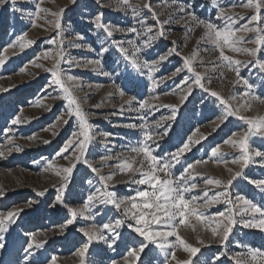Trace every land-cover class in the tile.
Masks as SVG:
<instances>
[{
	"label": "rangeland",
	"instance_id": "rangeland-1",
	"mask_svg": "<svg viewBox=\"0 0 264 264\" xmlns=\"http://www.w3.org/2000/svg\"><path fill=\"white\" fill-rule=\"evenodd\" d=\"M248 2L249 0H129V3L142 13L141 17L134 19L131 9H122L119 0H77L74 5L70 0H31L30 4L16 0L15 6H23L25 13L34 12L36 4L48 10L38 13L34 24L29 19L22 18L20 13H13L11 2L0 7V58L6 61L0 66V152L4 153L0 155V191L5 193L0 197V216L18 208L24 210L16 222L9 225L6 234L8 247L0 250V264H81L79 253L89 241L80 230H87L93 226L100 227L103 223L123 218V206L117 210L113 205H98L93 210L94 218L77 216L73 224L67 225L62 231V226L72 218L68 209L81 208L86 197L102 187L99 178L83 163H77L74 169V175L70 180L74 195L65 201L67 207L63 205L53 207L62 181L57 172L74 163L77 154L69 150L63 156L57 157L56 153L79 126L78 117L74 114L67 115L69 101L57 98L63 97V90L51 83L53 77L49 70L56 63V50L60 46V38H57V45L49 43L57 33L54 27L57 17L53 13L64 9L60 17L63 47L67 48L74 60L98 58L87 49L69 47L80 34L84 36V40L76 42L91 44L97 51L105 40H108L105 46L110 45L111 39L125 41L124 47L129 48L131 55L132 50L127 41L136 39L135 34L114 32L112 38H107L103 29L97 30L94 24L90 23L97 14L102 13V23L108 26L127 29L135 23L140 31H143V27H152V34L159 30L164 31V37L153 41L152 47L145 50L146 58L150 61L157 60L173 47L179 54L169 56L158 66V71L154 73L155 79L157 81L161 77L166 79L158 83L154 89L146 77L139 78L131 85L127 84L123 78L127 73L122 63L117 67L115 51L111 63L116 72L112 77H104L91 68H68L63 60L61 67L68 75L79 78L78 87L71 84L68 86L92 125V135L95 139L86 153L87 160L100 170L101 175L106 177L112 175V180L108 182L109 191H114L118 198H126L134 196L137 190L146 187L132 183L129 174L121 173L116 167L120 162L116 157L120 154L128 157L134 155L127 150L137 146V142L142 139V131L139 128L124 126L129 123L138 125L142 123L139 119L140 114L130 110L125 104L131 95L137 98L133 101L132 108L138 107L141 100L158 106L156 111L148 115L151 124L161 117L171 115V108L167 106H177V120L169 134L157 142L158 149L155 144L151 146L155 150L153 154L163 156L164 153L174 152L181 147L188 137L199 141L181 158V163L173 168L174 176H179L187 164L194 165L190 172L193 175L192 182L198 187L191 195L199 197L205 189L209 190V195H214L215 191H222V188L206 185L205 179L226 181L239 170V165L232 163L241 154L239 147L225 144L224 141L229 139L238 141L240 135L247 130V122L241 120L240 116L249 118L264 116V72L259 69L255 59L246 53L225 49V55L241 61L240 80L237 82L236 72L225 66L226 62L219 61V50H215V46L206 41L204 25L188 17L187 12H194L200 20L222 26L223 21L217 17L223 11L236 20L235 27H240L248 23L254 12L252 8L244 7ZM146 3L151 5V10L143 7ZM178 7L186 8L187 12H178L176 10ZM152 12L157 14L160 21L169 20L170 17L171 20L168 24H157ZM261 15H264V9L261 10ZM138 19L145 20L144 26L136 22ZM22 33H27V38L33 43L23 50L18 44L9 48L8 45ZM238 35L245 37L241 47H255L251 43L255 38L254 33L241 32ZM142 39L147 37L138 40V45ZM206 48L208 51H204ZM46 51L49 52L47 58L37 59ZM193 53L197 56L193 66L197 72L202 73L205 87L217 91L230 105V111L238 110L236 115L222 120L225 105L199 88H196L183 104L180 103L181 96L187 89H177V85L185 76L191 74L187 70L175 76L172 73L176 68L183 67L184 57H190ZM256 59L264 62V49L258 52ZM117 76L121 78L117 79ZM245 79L253 85L251 90L243 84L242 81ZM117 88H122L126 94L120 96ZM72 107L75 108V105ZM122 107L123 115L120 114ZM17 117L21 122L13 125L12 121ZM64 120L68 123H63ZM162 130V127L156 129L158 132ZM53 132L56 135H53ZM105 132L111 134L107 140L102 135ZM233 133H236V136H233ZM201 135L205 137L204 140H200ZM9 140L12 143H8ZM217 146L223 153V160L226 163L218 162L212 156L211 149ZM250 146L252 150L264 151V138L253 136ZM9 148L12 151L9 152ZM104 156H112L113 159L102 162L101 157ZM141 158L137 157L134 166H140ZM259 159L255 158L256 162L244 170L251 180L264 179V166H261ZM197 160L206 162L196 164ZM160 175L163 177V173ZM139 178L137 174L135 179ZM234 185L235 187L231 188L233 195H245L254 202L264 203V193L247 180L238 178ZM41 191H45L43 197L37 195ZM186 198L190 197L186 195ZM202 203L203 200H197V204ZM29 204L32 207H28ZM226 207H228L226 204H217L211 207L207 214L224 211ZM212 226L214 225L204 224L195 217H189L184 225H179L176 229L187 244L201 249L198 259L193 257L196 264H213V258L221 253L227 255L221 257L219 264H234L232 254L242 251L238 244L264 251V231L237 226L225 247L212 237L210 231ZM118 231L121 233V239L113 249L108 248L102 241L90 242L85 264H137L135 259L128 258V252L132 247L138 246L134 241L143 238L127 225ZM33 233L37 242L45 243L42 248H33L32 252L26 255L28 234ZM201 240L205 242L203 245L199 243ZM168 241L177 245L174 249L175 260L171 259L173 249L169 248L168 264H181L188 260L189 253L175 236L168 237ZM148 258L151 264H165V253L155 245L150 246ZM260 264H264V260H261Z\"/></svg>",
	"mask_w": 264,
	"mask_h": 264
},
{
	"label": "snow or ice",
	"instance_id": "snow-or-ice-1",
	"mask_svg": "<svg viewBox=\"0 0 264 264\" xmlns=\"http://www.w3.org/2000/svg\"><path fill=\"white\" fill-rule=\"evenodd\" d=\"M13 5L11 11L13 13H20L22 18L29 19L33 24L35 23V16L40 12H47V9L41 8L39 4L35 5V11H28L25 13L23 6L16 7V0H0V7L9 4ZM77 0H70L71 4H76ZM24 4H30L31 0H23ZM119 4L122 9H131L132 16L134 19L141 17V11L133 7L129 0H119ZM145 9L151 10V5L146 3L143 5ZM244 7L252 8L254 10L251 18L247 24H243L240 27H235L236 20L232 16L226 15L223 11L220 12L217 19L223 21L222 26H218L210 21L200 20L195 16L194 12H187L184 7H178L176 10L181 13L187 12L188 17L192 20L197 21L199 24L204 25L206 32V41L215 46V50H219V61L225 63L227 67H230L236 72L237 82L240 80L239 65L241 61L233 60L230 56L225 55V49H229L232 52H243L255 59L259 69L264 72V62L256 59L258 52L264 49V15H261V10L264 9V0H249L248 4ZM64 9H61L58 13H53L57 17L54 27L57 29L56 37H54L50 44L57 45L59 39V47L56 50V63L53 68L49 71L53 77L52 84L58 85L63 90V97L69 101L68 116L73 114L78 117L79 126L78 130L72 133V137L66 142V144L60 148L59 152L56 153L57 157L63 156L69 150L77 153L75 156V162L69 167L63 168L60 172H57L58 176L62 177L61 184L59 185V191L57 193L56 205H63L67 207L65 201L74 195L70 180L74 175V169L77 163H83L99 178V182L102 185L101 188H97L92 194H89L83 202L81 208H69L68 211L72 218L67 220V224L62 226L66 228L67 225H71L77 216H86L89 219L94 218L93 210L99 206L113 205L117 210L123 206V218L115 219L114 221L103 223L100 227L93 226L90 229H81L80 231L88 238L89 243H85L83 249L79 255L81 257V264H85L86 253L89 250V244L92 241H102L108 248L113 249L118 241L121 239V233L118 231L122 226L127 225L134 233L142 237V240L134 241L135 245L128 252V258L135 259L137 264H151L149 257V248L151 245H155L161 251L165 253V264H168L169 248L173 249L171 259L175 260L174 249L176 248L175 243H170L168 237L175 236L176 240L180 245L183 246L184 250L189 253L188 260L181 262V264H196L195 257L198 259V254L201 249L199 247L187 244L181 236L177 233L176 229L179 225H184L186 219L189 217H195L197 221L204 224L214 225L210 227L212 237L215 238L219 244L227 247V242L231 239L237 226H242L246 229H259L264 231V203L254 202L253 199L246 198L245 195L236 194L233 195L231 188L235 187L234 181L237 179L247 180L250 184L254 185L256 189L264 193V179L251 180L245 173V168L250 164L255 163V158H260L259 162L261 166H264V151L252 150L250 146V140L253 136H260L264 138V116L258 118H249L246 116H240L241 120L247 122V130L240 135L239 140H225V144H231L233 147H239L241 154L232 161L234 164L239 165V170L234 172L230 178L226 181L221 179H205L206 185H212L213 188H222V191H215L214 195H209V190L205 189L202 196L191 195L192 191L198 186L193 181V175L190 172L194 165L192 163L187 164L184 167L183 172L179 176H174L173 168L176 164L181 163V158L188 152H190L194 144L199 141H194L192 137H188L181 147L177 148L174 152L164 153L163 156L153 154L155 151L152 144L159 148L158 141H161L165 136L169 134V130L177 120V106H167L171 108V115L168 117H161L160 120L154 124L149 123L148 115L152 111H156V105L148 103L147 101H139L138 107L132 108L133 101L137 98L135 96H128L125 104L129 106V109L139 113V119L142 121L141 124L129 123L124 125L125 127L136 129L139 128L142 131V139L137 142V146H133L127 151L134 155L123 156L120 154L116 157L119 159V163L116 165L121 173L129 174V179L132 183L146 186L135 192L134 196L126 198H118L114 191H109V181L112 180V175L107 177L101 175L100 170L94 167L88 162L86 153L89 151L91 143L95 137L92 135V125L89 123L87 116L81 110L77 99L72 95L69 84L73 87L80 85L79 78L68 75L66 70L61 67V62L67 65L68 68L72 67H83L91 68L94 72H98L104 77H112L116 72V68L112 67L111 58L113 52L117 53V67L119 64H123L126 75L123 77L127 84L131 85L141 77H146L151 82V88L154 89L158 83H162L165 77H161L157 81L154 77V73L158 71V66L165 62L169 56L173 54H179L175 47L171 48L168 53L160 55L157 60H149L146 58V51L152 47L153 41L158 38L164 37V31L159 30L153 33L152 27H143V31L138 30L136 24L124 29L117 26H108L102 23V13L97 14L93 23L97 30L103 29L107 38H112L114 32H121L127 35L128 33H134L136 39L128 40L127 44L131 48V55L129 54V48L124 47L125 41H117L114 39L110 40V45L105 46L108 40L101 43L99 50L93 48L91 44L76 42L83 41L84 36L78 35L73 42L69 44V47L75 49H87L91 53H95L94 59L87 60H74L71 58L70 53L66 47H63L64 40L61 36L62 23L60 17L62 16ZM153 19H156L157 24L163 25L168 24L171 20L160 21L155 12H152ZM141 26H144L145 20L138 19L136 21ZM254 33L255 38L251 41L255 47L247 48L241 47L245 41V37L238 35V33ZM142 42L138 45L137 41L142 37ZM33 43L31 39L27 38V33H22L16 37V40L9 44V48L15 47L17 44L21 50L27 48ZM208 51V49H204ZM49 52H44L42 57L47 58ZM144 57V58H141ZM197 58L196 54L193 53L190 57H184L183 67H178L173 76L187 70L191 75L185 76L181 80L180 84L177 85V89L183 90L186 88L187 91L181 96L180 103L183 104L187 100L188 96L193 94L196 88L202 89L208 93L211 97L217 98L222 104L225 105V114L221 117L222 120L228 118V116L236 115L237 111H230V105L224 100L217 91L210 90L205 87L203 75L197 72L193 66V61ZM6 63L5 59L0 58V66ZM38 67L41 65H37ZM109 70H105V69ZM121 78L120 76L116 77ZM249 90L253 88L248 80L242 81ZM116 91L120 96H124L126 93L122 88H117ZM259 99V97H256ZM235 99V97H233ZM75 105V108L72 106ZM99 107V105H96ZM123 115V107L120 112ZM167 121V123H165ZM20 118L17 117L12 121L13 125L19 124ZM63 123H68L64 120ZM163 128L162 131H156V129ZM7 131V130H6ZM53 135H56L53 132ZM105 140L111 136L110 133H103ZM236 136V133H233ZM205 137L201 135L200 140H204ZM8 143H12L11 140ZM49 143V141H44ZM19 150V149H17ZM8 151H12L11 148ZM212 156L218 162H224L223 153L220 152L219 146L211 149ZM0 155H4L0 152ZM122 157V158H121ZM137 157H142L139 160L140 166H134L137 162ZM66 158V157H65ZM113 159L112 156L101 157V161ZM206 161L197 160L196 164L205 163ZM51 167V163L49 164ZM231 172L232 170L229 169ZM163 173V177L160 175ZM114 174V173H113ZM139 174V179H135V176ZM91 183V181H89ZM5 193L0 191V197L4 196ZM38 196L43 197L45 191L37 193ZM186 195L190 198H186ZM197 200H203L202 204H197ZM226 204L228 207L224 211H218L212 215H208V210L217 204ZM130 205V207H129ZM28 207H32L31 204ZM23 209H16L15 211H9L6 215L0 216V250L7 249L6 234L9 231V225L14 224L21 216ZM178 221V223H177ZM28 247L25 250L26 255L31 253L33 248L40 249L44 246V241L37 242L35 240V234H28ZM201 245L205 242L199 241ZM238 247L242 249L240 252L232 254L231 259L234 264H260L261 260H264V251L260 249H253L248 245L238 244ZM227 253H221L220 255L213 258V264H219L222 256H226ZM54 259V258H53Z\"/></svg>",
	"mask_w": 264,
	"mask_h": 264
}]
</instances>
